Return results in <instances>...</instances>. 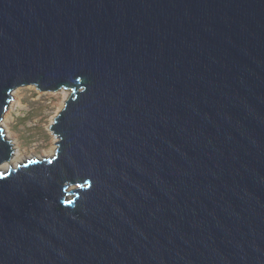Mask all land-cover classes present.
<instances>
[{
  "label": "water",
  "instance_id": "95a60500",
  "mask_svg": "<svg viewBox=\"0 0 264 264\" xmlns=\"http://www.w3.org/2000/svg\"><path fill=\"white\" fill-rule=\"evenodd\" d=\"M24 85L69 95L0 264H264V0H0V121Z\"/></svg>",
  "mask_w": 264,
  "mask_h": 264
},
{
  "label": "rangeland",
  "instance_id": "374dc122",
  "mask_svg": "<svg viewBox=\"0 0 264 264\" xmlns=\"http://www.w3.org/2000/svg\"><path fill=\"white\" fill-rule=\"evenodd\" d=\"M66 91L67 95L63 96L59 90L40 91L34 85L19 86L12 91L3 115L6 122L1 120L0 126L6 137L19 145L20 158L24 161L32 157L41 159L46 153L47 157L53 155L58 137L49 125L63 107L69 95Z\"/></svg>",
  "mask_w": 264,
  "mask_h": 264
},
{
  "label": "bare ground",
  "instance_id": "6f19581e",
  "mask_svg": "<svg viewBox=\"0 0 264 264\" xmlns=\"http://www.w3.org/2000/svg\"><path fill=\"white\" fill-rule=\"evenodd\" d=\"M59 91H61L63 93V96H66L67 95V91L66 90L60 89ZM2 121L3 122H6L5 116H3ZM56 138H55V140H56ZM56 141L58 142V140H56ZM12 144H13V152H12V154L10 156V159L9 160H6V161H3L2 163H0V169H2L3 171L7 170L9 167H15L19 162L21 163V162L24 161L22 158H20L22 151H21L19 145L15 141H13ZM44 155H45V157H47L48 154L46 153ZM51 156H52V154H51Z\"/></svg>",
  "mask_w": 264,
  "mask_h": 264
}]
</instances>
